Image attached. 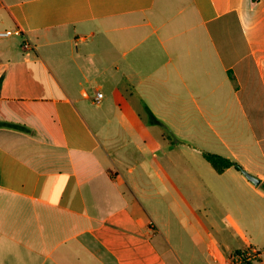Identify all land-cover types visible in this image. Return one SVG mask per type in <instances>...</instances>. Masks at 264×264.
Listing matches in <instances>:
<instances>
[{
	"label": "crops",
	"instance_id": "obj_1",
	"mask_svg": "<svg viewBox=\"0 0 264 264\" xmlns=\"http://www.w3.org/2000/svg\"><path fill=\"white\" fill-rule=\"evenodd\" d=\"M17 29L0 37V264H264V0H0Z\"/></svg>",
	"mask_w": 264,
	"mask_h": 264
},
{
	"label": "rangeland",
	"instance_id": "obj_2",
	"mask_svg": "<svg viewBox=\"0 0 264 264\" xmlns=\"http://www.w3.org/2000/svg\"><path fill=\"white\" fill-rule=\"evenodd\" d=\"M242 129H241V133L242 134V140L245 141V140H249L250 139V133L244 123V120L242 121ZM178 151V154L180 155V148L177 149ZM177 170L180 171V174L181 173H185L186 171V164L185 163H177ZM180 180V179H179ZM184 182V179H182ZM206 197V196H205ZM212 204H208V206H210ZM212 213V212H211ZM263 224H264V221H263ZM218 229H221V228H218ZM262 230V228H261ZM261 236H262V233H260ZM235 232H232L231 230L230 231H225V230H221L218 232V237L219 239H221L222 241L224 242H228L230 243V245L233 247L234 250H237V249H243L245 248V240L243 238V236H240V239H238L237 237H235ZM251 264H253V261H250Z\"/></svg>",
	"mask_w": 264,
	"mask_h": 264
},
{
	"label": "trees",
	"instance_id": "obj_3",
	"mask_svg": "<svg viewBox=\"0 0 264 264\" xmlns=\"http://www.w3.org/2000/svg\"><path fill=\"white\" fill-rule=\"evenodd\" d=\"M256 1V0H254ZM151 122L154 124H161L156 118L152 117ZM204 157L207 159V161L215 168V170L219 173H222L228 168H235L238 171H242V167L237 162H234L226 157L212 154V153H204ZM264 188V184L262 185ZM243 252H236V255H242ZM251 260H245L243 264H251Z\"/></svg>",
	"mask_w": 264,
	"mask_h": 264
},
{
	"label": "built area",
	"instance_id": "obj_4",
	"mask_svg": "<svg viewBox=\"0 0 264 264\" xmlns=\"http://www.w3.org/2000/svg\"><path fill=\"white\" fill-rule=\"evenodd\" d=\"M13 34H20V30L17 29L15 31H2L0 32V37H9ZM23 48L26 50L32 49L34 48V46L29 43V42H25L23 44ZM104 98V94L100 91H97L95 94V102L96 103H101L102 100ZM260 254V252L254 248H250L248 250H246L245 252L242 253V255H234V257L232 258V262L233 264H243V262L245 260H251L253 257L258 256Z\"/></svg>",
	"mask_w": 264,
	"mask_h": 264
},
{
	"label": "water",
	"instance_id": "obj_5",
	"mask_svg": "<svg viewBox=\"0 0 264 264\" xmlns=\"http://www.w3.org/2000/svg\"><path fill=\"white\" fill-rule=\"evenodd\" d=\"M242 172L245 174V176L251 180L255 185H259L260 184V180L255 178L254 176H251L249 173H247L245 170H242Z\"/></svg>",
	"mask_w": 264,
	"mask_h": 264
}]
</instances>
